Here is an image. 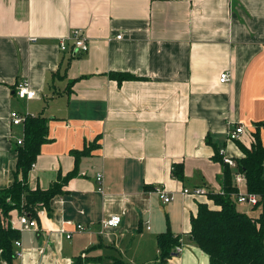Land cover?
I'll return each mask as SVG.
<instances>
[{"label":"crops","instance_id":"obj_1","mask_svg":"<svg viewBox=\"0 0 264 264\" xmlns=\"http://www.w3.org/2000/svg\"><path fill=\"white\" fill-rule=\"evenodd\" d=\"M75 31L84 53L70 52ZM222 73L228 82H219ZM23 81L32 99L15 96ZM11 111L48 120L28 187L46 190L72 175L51 214L37 209V228L17 230L21 256L11 264H109L115 256L150 264L167 230L181 246L167 264H208L188 233L197 204L211 202L182 190L221 193L215 149L240 158L227 133L242 126L240 143L249 146L264 121V0H0V190L13 182L24 136ZM114 215L119 226L102 229ZM79 224L89 230L74 232Z\"/></svg>","mask_w":264,"mask_h":264},{"label":"trees","instance_id":"obj_2","mask_svg":"<svg viewBox=\"0 0 264 264\" xmlns=\"http://www.w3.org/2000/svg\"><path fill=\"white\" fill-rule=\"evenodd\" d=\"M118 83L135 79L128 74H111ZM255 131L251 135V143L245 146L235 141L241 157L232 159L236 168L232 169L223 163L219 151L215 149L213 160L223 166L220 178L221 193L206 192L211 203H198L195 215L190 217L189 241L208 256V264H264V140L260 129L264 121L255 123ZM23 139L21 145L16 144V167L12 184L0 190V258L12 263L13 242L18 240L19 233L11 228L10 216L13 211L18 216L26 214L30 218L36 216L37 209H45L51 214L49 203L61 193L64 183L72 176L59 178L48 189L32 190L26 182L27 174L35 162L43 144L49 140L48 120L42 116L28 117L23 123ZM232 142V141H231ZM91 146L75 155L86 154ZM173 176L182 181L181 166H173ZM240 174L244 179V188L258 197L254 207H260L257 217H249L237 210V188L233 176ZM212 205V206H210ZM157 259L150 264H167L180 240L167 230L157 235ZM74 264H81L80 261ZM111 264H129L121 258L112 259Z\"/></svg>","mask_w":264,"mask_h":264},{"label":"built area","instance_id":"obj_3","mask_svg":"<svg viewBox=\"0 0 264 264\" xmlns=\"http://www.w3.org/2000/svg\"><path fill=\"white\" fill-rule=\"evenodd\" d=\"M117 39H120V36L117 37ZM59 49L61 51L66 50V44L64 42H61L59 44ZM87 44L84 42V40L81 38L79 35L78 31H75L73 34V44L72 48L70 49V52L74 54L77 51L81 52H86L87 51ZM229 81V75L228 73H222L219 76V82L220 83H225ZM15 96L20 99V100H29L34 97V92L30 90L29 85L26 81L21 82L15 89L14 92ZM31 117L29 115H21L18 114L15 111L10 112V119H11V124L14 126H21L23 125L24 121L26 118ZM245 133V130L242 126H235L234 128L230 129L229 132L227 133V140L228 141H240L242 135ZM22 139L17 140L16 144L21 145ZM219 155L222 157L223 163L227 164L230 168L235 169L236 164L235 162L224 155V151L220 150ZM96 182H97V191L102 193L103 192V175L102 173H97L96 174ZM233 182L235 187L237 188V193L235 195L236 197V202L238 204H245L249 206H255L258 201V197L254 194H250L246 191L244 188V179L240 174H235L233 176ZM158 197L163 203H168L171 201V197H168L163 191L157 190ZM183 195H192V196H199V195H206V191L200 188H194L192 190L189 189H183L182 190ZM121 223V216L120 215H114L111 216L107 219H104L101 222L102 229L106 228H114L119 226ZM11 228L14 230L18 231H25V230H30V229H35L37 228V221L35 218H30L26 214L17 216L16 218V223H14L12 220L10 221ZM89 229L88 227H84L82 225H76L74 232L76 233H82V232H87ZM60 232H64L62 229H59ZM73 233H65V238L70 239L72 237ZM20 242L19 240H15L13 242V257L18 258L21 256V251H20ZM181 251V246H178L175 248V252H180ZM1 253V251H0ZM0 264H9L6 260L0 258Z\"/></svg>","mask_w":264,"mask_h":264},{"label":"rangeland","instance_id":"obj_4","mask_svg":"<svg viewBox=\"0 0 264 264\" xmlns=\"http://www.w3.org/2000/svg\"><path fill=\"white\" fill-rule=\"evenodd\" d=\"M210 206H212V205H210ZM236 208L238 211L245 213L249 217H252V218L257 217L259 215L260 209H261L260 207H254V206H249V205H245V204H238V203L236 205ZM12 214L17 218V216H18L17 211H13ZM114 258H120V257H117V256L112 257L109 261V264L112 263V259H114Z\"/></svg>","mask_w":264,"mask_h":264},{"label":"water","instance_id":"obj_5","mask_svg":"<svg viewBox=\"0 0 264 264\" xmlns=\"http://www.w3.org/2000/svg\"><path fill=\"white\" fill-rule=\"evenodd\" d=\"M172 255H175V253H173Z\"/></svg>","mask_w":264,"mask_h":264}]
</instances>
